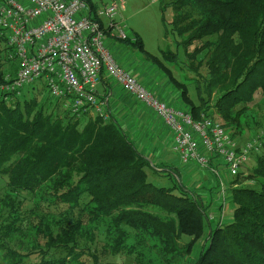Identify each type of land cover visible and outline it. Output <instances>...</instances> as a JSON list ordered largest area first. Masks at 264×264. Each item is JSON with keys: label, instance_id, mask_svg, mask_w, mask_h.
Listing matches in <instances>:
<instances>
[{"label": "trees", "instance_id": "trees-1", "mask_svg": "<svg viewBox=\"0 0 264 264\" xmlns=\"http://www.w3.org/2000/svg\"><path fill=\"white\" fill-rule=\"evenodd\" d=\"M157 1L175 53L118 42L167 78L194 122L259 142L255 165L225 189L232 216L224 223L223 201L210 220L211 204L142 156L115 120L75 116L37 81L0 93V264H185L202 239L193 264H264V0ZM11 54L0 35V85L16 74ZM166 176L178 184L157 187Z\"/></svg>", "mask_w": 264, "mask_h": 264}, {"label": "built area", "instance_id": "built-area-1", "mask_svg": "<svg viewBox=\"0 0 264 264\" xmlns=\"http://www.w3.org/2000/svg\"><path fill=\"white\" fill-rule=\"evenodd\" d=\"M117 1L92 18L82 0H0V35L17 63L14 78L5 79L0 93H19L40 81L48 97L65 100L73 115L90 111L108 121L96 93L104 75L160 119L173 137V152L181 166L210 169L219 178L212 162L220 158L229 177H235L258 151L259 142L251 140L239 148L220 124L207 119L194 122L188 112L170 107L120 67L104 43L129 39L120 15L128 0ZM224 187L220 182L223 201Z\"/></svg>", "mask_w": 264, "mask_h": 264}, {"label": "crops", "instance_id": "crops-1", "mask_svg": "<svg viewBox=\"0 0 264 264\" xmlns=\"http://www.w3.org/2000/svg\"><path fill=\"white\" fill-rule=\"evenodd\" d=\"M101 9H97V11ZM111 41L118 42L116 40ZM129 49L132 54V49ZM138 54L143 57L142 54ZM143 59L139 60L138 56L131 55L122 64L129 75L142 84L152 95L163 100L174 109L186 111L181 104L179 93L175 91L167 78L158 72L147 60L144 59V61ZM97 95L109 118L111 117L124 129L125 134L131 139L137 151L154 166L161 169L164 167L171 168L177 171L179 182L181 183L180 175L187 171L192 164L180 165L178 155L173 152V137L160 119L143 104L126 94L121 87L106 76L103 77L97 87ZM236 144L239 148L244 146L243 141L236 142ZM212 164L216 172H218L217 167L222 170L220 158L213 160ZM224 172L229 177L226 170ZM229 178L232 180L231 177ZM228 183L226 185L223 184L225 186L224 190ZM219 195L221 196V190H219Z\"/></svg>", "mask_w": 264, "mask_h": 264}, {"label": "rangeland", "instance_id": "rangeland-1", "mask_svg": "<svg viewBox=\"0 0 264 264\" xmlns=\"http://www.w3.org/2000/svg\"><path fill=\"white\" fill-rule=\"evenodd\" d=\"M90 2L96 7V9H101L103 6H110L113 2L118 3L117 0H90ZM120 15L123 19V31L125 35L129 39H131L133 36L138 37L143 45L144 50L147 53L159 59L161 58L162 53L164 52L169 51L175 53L176 47L174 44L173 36L170 33H168L167 36L165 35L164 27L161 20L160 6L157 0H128L125 4L124 10ZM171 17L172 11L169 9L167 11V18L171 19ZM104 43L105 47L109 50L113 59L123 69V61L130 58L131 55L138 56L139 60L143 59L141 55L134 51L131 54L130 49L124 44L114 42L108 39H105ZM179 54L182 55L181 52ZM174 69H172L171 71L174 73L175 77L179 81H183L180 74L176 72L178 71V69L176 67H174ZM189 92L191 96L194 97L193 86L189 87ZM97 97L99 98L98 95ZM250 141L251 140L247 139V137H244L243 139L244 144L250 143ZM220 162H222L221 159ZM254 165L255 160L250 159V161L246 164V167L248 168ZM181 170L183 169L181 168ZM217 170L219 173V178L214 176L211 173L210 169H201L195 165H191L189 166L187 171L180 175L182 185H184L188 190L194 192V195L197 198L201 199L203 201V204H211L212 213L209 212L208 215V218H210V220L218 219V215L215 210H217V208L223 202L222 197L219 195L220 181L224 185H226L230 181V178L224 172L225 168L223 166V163V171L221 170V168L218 167ZM155 184L159 188H169L174 186V184H178V182L174 179V177L166 176L165 179L156 180ZM248 186L250 187V185ZM224 215V223H227V219H230V217L232 216V209L229 206L228 202H226V200L224 201ZM202 242H204V239L196 243L190 254V258L185 260V264H193L196 261L202 248ZM154 251L155 250H152V253ZM155 252L156 254H159L157 251Z\"/></svg>", "mask_w": 264, "mask_h": 264}]
</instances>
